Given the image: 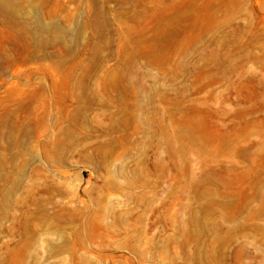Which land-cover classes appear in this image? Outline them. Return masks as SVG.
Instances as JSON below:
<instances>
[{
	"label": "rangeland",
	"instance_id": "374dc122",
	"mask_svg": "<svg viewBox=\"0 0 264 264\" xmlns=\"http://www.w3.org/2000/svg\"><path fill=\"white\" fill-rule=\"evenodd\" d=\"M46 2L69 50L0 22V264H264V0Z\"/></svg>",
	"mask_w": 264,
	"mask_h": 264
},
{
	"label": "bare ground",
	"instance_id": "6f19581e",
	"mask_svg": "<svg viewBox=\"0 0 264 264\" xmlns=\"http://www.w3.org/2000/svg\"><path fill=\"white\" fill-rule=\"evenodd\" d=\"M47 0H0V22H2L6 28H9L10 33L12 32L25 48L32 49L42 47L44 43L48 40H55V44L61 43L65 46L66 50H69L73 44H77L80 41V32L73 34L71 39L68 40V33L64 30L58 28L56 24H48L40 16V9L47 5ZM90 3V2H89ZM88 3V4H89ZM96 3V2H95ZM97 5V4H96ZM63 6H66L64 3ZM61 7V6H60ZM78 10V9H77ZM96 10V9H94ZM79 12V11H78ZM102 14V13H100ZM99 14V15H100ZM57 15V14H56ZM104 17V15H102ZM89 19V18H88ZM102 19V18H101ZM68 21V20H67ZM101 21V20H100ZM78 22V20H77ZM97 23V22H96ZM101 23V22H100ZM173 24V23H172ZM81 25V24H80ZM88 26V25H87ZM99 27V24H98ZM1 29H4L3 27ZM78 30V29H77ZM82 30V29H81ZM104 30V29H103ZM4 31V30H3ZM83 31V30H82ZM172 31V30H171ZM175 32V31H174ZM173 32V34H174ZM177 32V31H176ZM6 34V33H5ZM84 35V34H83ZM97 36V35H96ZM161 36V35H160ZM175 35H172L173 37ZM170 37V38H171ZM100 38V37H98ZM164 39V38H163ZM172 39V38H171ZM174 39V38H173ZM144 40V39H143ZM148 40V39H147ZM3 41V39H2ZM165 41V40H164ZM169 41H171L169 39ZM139 42V41H138ZM167 42V41H166ZM142 43V42H141ZM162 43V42H161ZM135 44V43H134ZM46 45V44H45ZM1 46V45H0ZM8 46V45H7ZM46 47V46H45ZM156 47V46H155ZM137 48V47H136ZM74 50V49H73ZM139 50V49H138ZM137 50V51H138ZM140 51V50H139ZM140 53V52H139ZM17 54V53H16ZM15 54V55H16ZM135 56V55H134ZM139 56V55H137ZM30 57L25 55L22 56L20 61L27 63L30 61ZM12 57L8 54L0 56V74H6L9 72L10 65L12 64ZM20 66V65H18ZM12 67V66H11ZM92 67V66H91ZM68 74V73H67ZM119 74V73H118ZM70 77V76H69ZM68 77V78H69ZM121 77V76H120ZM67 78V79H68ZM72 78V77H71ZM122 78V77H121ZM105 80V79H104ZM115 81V80H113ZM71 82V81H70ZM56 86V85H55ZM70 88V87H69ZM64 94V93H63ZM83 94V93H82ZM64 96V95H63ZM59 97V96H58ZM62 97V96H61ZM75 97V96H74ZM59 99V98H58ZM70 99V98H69ZM75 99V98H74ZM78 99V97H77ZM82 99V98H81ZM84 99V98H83ZM62 100V99H60ZM68 100V99H67ZM64 102V101H63ZM59 103V102H58ZM22 106V105H21ZM46 110V109H45ZM47 111V110H46ZM45 111V112H46ZM66 111V108H65ZM74 112V111H73ZM76 113V112H75ZM20 114V113H19ZM69 114V113H68ZM11 111H6V113L0 117V128L7 119L11 117ZM69 117V116H68ZM65 118V117H64ZM68 135V134H67ZM73 136V135H72ZM175 136V135H174ZM10 145L16 142V138L12 133L7 135L6 138ZM60 140V139H59ZM22 141H25L23 139ZM70 141V139H69ZM25 142H23L24 144ZM55 146V145H53ZM57 152L55 154L56 162L59 161V152L61 144H56ZM104 150V149H103ZM110 151V150H109ZM104 152V151H102ZM108 152V151H107ZM106 155V153L104 152ZM108 155V154H107ZM0 164V182L5 179L2 175ZM5 168V167H4ZM11 182V181H10ZM18 187V183H14L13 188L7 191L2 196V202L4 206H8L10 203V198L12 197V192ZM59 191V190H57ZM74 194V193H73ZM35 198V197H34ZM50 198V197H49ZM35 201V200H34ZM37 201V200H36ZM52 201V200H51ZM64 215V214H63ZM40 224V223H39ZM50 225V224H49ZM58 230V229H57ZM24 231V230H23ZM35 231V230H34ZM217 244V243H216ZM23 261V260H22Z\"/></svg>",
	"mask_w": 264,
	"mask_h": 264
}]
</instances>
